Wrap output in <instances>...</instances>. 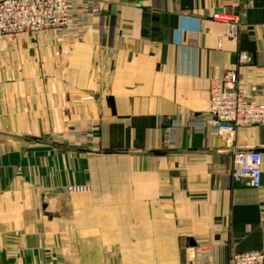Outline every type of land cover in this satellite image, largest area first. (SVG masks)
<instances>
[{"label":"crops","instance_id":"1","mask_svg":"<svg viewBox=\"0 0 264 264\" xmlns=\"http://www.w3.org/2000/svg\"><path fill=\"white\" fill-rule=\"evenodd\" d=\"M224 12L240 15L235 36L212 19ZM263 26L264 0H109L65 41L0 44L33 72L12 103L25 109L5 127L73 131L64 140L88 161L86 215L97 229L73 264H197V247L225 264L264 249V125L233 139L190 126L208 117L213 80L227 69L264 104ZM244 150L262 154L259 189L232 179ZM73 215L77 239L82 207ZM12 261L0 252V264Z\"/></svg>","mask_w":264,"mask_h":264},{"label":"rangeland","instance_id":"2","mask_svg":"<svg viewBox=\"0 0 264 264\" xmlns=\"http://www.w3.org/2000/svg\"><path fill=\"white\" fill-rule=\"evenodd\" d=\"M65 34L43 29L3 37L0 44L65 41ZM0 47V252L12 255L13 261L6 264H73V251L87 252L92 246L89 233L97 229L86 215L92 189L87 158L65 142L64 136H73V131L6 128L15 125L9 122L10 111L25 109L22 102L18 108L12 103L25 95L26 74L33 72L25 59L16 60L6 46ZM38 65L34 68L42 77L43 67ZM74 207L83 212L84 231L77 239ZM97 214L98 220L106 217L105 210ZM114 214L120 217L122 211ZM26 252L30 261L23 257Z\"/></svg>","mask_w":264,"mask_h":264},{"label":"built area","instance_id":"3","mask_svg":"<svg viewBox=\"0 0 264 264\" xmlns=\"http://www.w3.org/2000/svg\"><path fill=\"white\" fill-rule=\"evenodd\" d=\"M109 0H0V39L24 32L54 30L65 33L87 25L100 16L102 4ZM212 19L228 27V36H235L240 28V15L229 12L214 13ZM264 35V26L262 27ZM250 87L235 69H227L222 77H215L210 90L208 117L194 119L190 126L197 131L207 127L219 135L233 139L240 127L264 125V104L250 95ZM262 154L257 150L235 151L232 179L245 180L248 186H262ZM197 264H212L196 248ZM225 264H264V249L235 253Z\"/></svg>","mask_w":264,"mask_h":264}]
</instances>
